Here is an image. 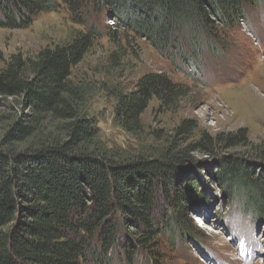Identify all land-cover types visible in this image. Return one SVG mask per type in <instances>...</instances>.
I'll use <instances>...</instances> for the list:
<instances>
[{"label": "trees", "instance_id": "1", "mask_svg": "<svg viewBox=\"0 0 264 264\" xmlns=\"http://www.w3.org/2000/svg\"><path fill=\"white\" fill-rule=\"evenodd\" d=\"M62 1L85 22L93 8L96 14L110 12L176 67V61L200 60L204 39L212 41L211 56L215 48L228 52L217 27H238L264 0ZM58 6L53 0H0V29H25ZM98 36L95 28L77 32L32 59L11 56L0 70V96L21 97L28 110L0 150V264H159L155 240L174 233L202 235L188 217L191 206H208L209 200H191L185 193L190 181L181 180L202 164L193 153L208 158L206 173L227 200L239 199L264 226V144H249L245 129L213 139L203 134L186 145L197 126L182 121L158 157L127 162L85 150L96 138L95 122L76 110L69 81ZM185 93L164 75L146 74L133 90L111 92L113 124L138 135L152 99L170 109ZM47 118L63 122L64 141L17 151ZM229 150L248 152L222 154Z\"/></svg>", "mask_w": 264, "mask_h": 264}, {"label": "rangeland", "instance_id": "2", "mask_svg": "<svg viewBox=\"0 0 264 264\" xmlns=\"http://www.w3.org/2000/svg\"><path fill=\"white\" fill-rule=\"evenodd\" d=\"M53 1L58 9L38 15L27 28L0 29V70L11 56L32 59L41 50L69 42L77 32L95 28L99 36L81 62L71 69L69 81L75 91L76 110L95 122L97 135L86 151L97 150L123 162L158 157L173 129L186 120L197 126L186 145L196 144L203 134L213 139L240 129L246 130L252 146L264 144V1L249 10L238 27L228 31L217 27L219 34L224 35L228 52L215 48L216 54L211 56L207 48L212 41L202 37L207 47H203L200 60L176 61V67L143 36L136 35L128 23H122L110 12L96 14L93 8L85 22L84 18L72 15L64 1ZM184 52L190 55L188 49ZM146 74L168 77L185 88V97L170 109L152 99L140 117L142 132L128 135L113 124L111 92L133 90L138 79ZM27 113L21 97L0 96V150H4L6 134L15 124H22ZM62 126L63 122L47 118L15 149L61 143L65 138ZM238 151L248 152L229 150L222 154ZM190 157L202 164L185 173L181 180L190 181L185 193L191 200H209L208 206H191L188 217L202 235L174 233L158 238V263L264 264V226L243 208L239 199L227 200L206 173L204 165L210 166L206 156L193 153Z\"/></svg>", "mask_w": 264, "mask_h": 264}, {"label": "water", "instance_id": "3", "mask_svg": "<svg viewBox=\"0 0 264 264\" xmlns=\"http://www.w3.org/2000/svg\"><path fill=\"white\" fill-rule=\"evenodd\" d=\"M180 170H183V171H184V170H186V171H187V170H188V168H187V167H185V168H181Z\"/></svg>", "mask_w": 264, "mask_h": 264}]
</instances>
